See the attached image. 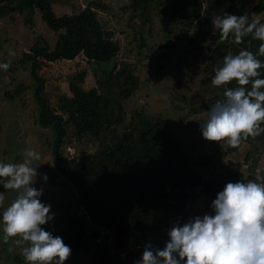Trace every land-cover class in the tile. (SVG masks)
Returning a JSON list of instances; mask_svg holds the SVG:
<instances>
[{"label":"trees","instance_id":"16d2710c","mask_svg":"<svg viewBox=\"0 0 264 264\" xmlns=\"http://www.w3.org/2000/svg\"><path fill=\"white\" fill-rule=\"evenodd\" d=\"M220 3L214 0L204 10L205 16L237 13L251 22L255 20L249 15L254 14L264 23V0H254L246 7L238 5V0H228V7L222 12ZM201 9L200 0H130L123 8L129 21H136L138 28L148 24L156 10L161 17L175 15L179 17L182 34L203 13ZM36 11L46 27L56 33L54 44L49 48L41 36H36L28 49L20 52L17 63L27 68L32 82L35 122L51 130L48 144L51 169L74 191L77 214L74 211L63 214V229L58 235L71 252L92 251L95 264H126L131 250L142 257L146 246L163 249L168 231L177 223L183 226L188 222L182 211L195 196L212 204L227 183L258 180L253 169L244 170L239 163L220 164L219 146L217 151L199 156L194 166L189 165L186 150L172 137L170 125L161 115L148 116L137 110L131 112L125 124L123 108L114 101L116 97L93 96L76 82L67 87L70 103L61 98L51 104L44 95L46 80L41 66L70 62L78 57L86 63L104 62L115 58L119 45L111 38L112 32L103 28L90 4L56 16L50 0H0V17L22 13L23 23L31 27ZM260 43L250 35L238 46L264 63V56L258 55ZM216 68L208 70L214 74ZM101 71L100 75L92 74L96 85L112 83L121 100L129 98L138 88L137 77L126 63H114L109 70ZM258 71L260 78H264V68ZM26 88L19 82L13 95L4 94L14 98ZM122 122L121 131L114 132V126ZM69 130L73 131L76 143L86 136L95 140L96 150L79 155L74 152L69 158L64 149L70 141ZM241 143L264 149V134ZM173 219L176 224H172ZM16 261L19 262L17 258Z\"/></svg>","mask_w":264,"mask_h":264},{"label":"rangeland","instance_id":"374dc122","mask_svg":"<svg viewBox=\"0 0 264 264\" xmlns=\"http://www.w3.org/2000/svg\"><path fill=\"white\" fill-rule=\"evenodd\" d=\"M200 1L203 13L191 23L187 33L182 34L179 31V17H161L157 10L151 13L148 24L138 28L136 21H129V15L123 10L130 0H50L56 16L73 13L90 4L103 28L112 32L111 38L118 43L119 51L115 58L99 63H86L78 57L70 62L41 66L40 72L46 80L44 95L51 104L61 101V98L70 103L67 87L70 82H76L93 96L102 99L116 97L114 101L123 108L125 124L133 111L141 110L148 116L159 114L170 125L172 137L186 150L189 165L194 166L199 156L211 154L219 146L222 153H217V160L220 164L235 166L239 163L244 170L253 169L257 182H260V178H264V149L253 148L246 143L232 148L224 141L210 142L202 136L201 124L206 121L207 111L224 98L223 93L227 89L226 85H212L214 74L208 69L222 66L223 57L238 54L240 47L231 34L227 40H221L219 30H215L211 23L216 14L205 16L204 10L214 0ZM220 1L222 12L228 7V0ZM238 1L241 7L251 6L254 2ZM233 15L238 16L237 13ZM249 16L253 20L259 18L254 14ZM22 17L23 14L17 12L0 17V63L11 64L7 71L0 69V161L20 162L26 149H34L41 154V159L33 165L37 166L38 173L33 187L43 189L40 200L50 205L49 214H54L53 219L42 227L53 236H58L63 229V214L73 211V214H77L74 210V191L51 169L48 148L51 130L35 122L32 82L27 68L17 63L20 52L27 50L36 36H41L51 48L56 33L46 27L37 11L32 15V27L24 24ZM10 51L15 54L9 56ZM114 63H126L138 80V88L125 100L118 98L117 89L110 82L98 87L92 75L94 72L100 75L101 70H109ZM19 82L27 88L15 94L14 98L4 94L13 95ZM122 124H116L114 132H120ZM69 135L70 141L65 145V150L70 147L77 155L96 150V142L90 137L86 136L76 143L72 130H69ZM45 175L47 180L43 179ZM0 192L7 197L4 207H0L2 217L4 208L10 205L16 192L6 190L2 185ZM182 212L188 221L195 216L214 214L211 204L204 203L198 196L186 204ZM172 224H176L174 219ZM3 235V225L0 223V264H27L19 247L13 243L16 238L5 242ZM91 255L92 251L71 252L64 264H95ZM141 258L138 251L131 250L126 264H136Z\"/></svg>","mask_w":264,"mask_h":264},{"label":"clouds","instance_id":"9594fccd","mask_svg":"<svg viewBox=\"0 0 264 264\" xmlns=\"http://www.w3.org/2000/svg\"><path fill=\"white\" fill-rule=\"evenodd\" d=\"M219 30L221 40L230 34L236 44L245 37L261 41L258 55L264 56V23L249 21L247 16L224 13L211 20ZM15 53L10 51L9 56ZM10 62L0 63L7 71ZM264 68L251 51L223 57L222 66L214 69L213 86L235 84L208 111L201 124L202 136L210 142H226L237 148L242 141L255 140L264 134ZM250 85V88H249ZM41 154L26 149L20 162L0 161V185L16 192L9 206L4 208L0 223L3 239L16 238L13 243L27 264H64L71 248L59 236L44 230L43 225L53 219L50 205L41 202L43 189L33 187ZM43 179L47 180L45 175ZM0 192V207L6 200ZM214 214L196 216L168 231L163 249L146 246L136 264H264V178L260 182L227 183L211 204Z\"/></svg>","mask_w":264,"mask_h":264},{"label":"built area","instance_id":"2783aa9c","mask_svg":"<svg viewBox=\"0 0 264 264\" xmlns=\"http://www.w3.org/2000/svg\"><path fill=\"white\" fill-rule=\"evenodd\" d=\"M66 150L68 151V157H69V158L72 157V155H73V150H72V148L67 147Z\"/></svg>","mask_w":264,"mask_h":264}]
</instances>
